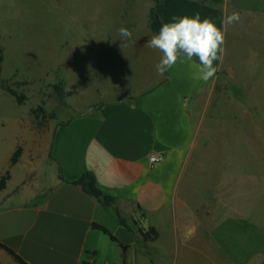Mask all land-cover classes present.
I'll return each instance as SVG.
<instances>
[{
	"label": "crops",
	"instance_id": "crops-1",
	"mask_svg": "<svg viewBox=\"0 0 264 264\" xmlns=\"http://www.w3.org/2000/svg\"><path fill=\"white\" fill-rule=\"evenodd\" d=\"M155 10L162 24L198 13L221 27L219 69L228 10L264 16V0H157ZM198 65V58H182L136 100L104 104L60 126L43 151L48 177L40 184L35 162H27L32 166L10 191L24 152L0 192L8 197L0 200V242L28 264H264V217L221 210V179L199 178L193 166L195 112L217 82V73L208 82L198 79ZM152 154L164 160L152 166ZM84 174L113 198L112 207L73 184ZM149 228L157 230V241L148 239ZM0 264L16 262L0 250Z\"/></svg>",
	"mask_w": 264,
	"mask_h": 264
},
{
	"label": "rangeland",
	"instance_id": "rangeland-1",
	"mask_svg": "<svg viewBox=\"0 0 264 264\" xmlns=\"http://www.w3.org/2000/svg\"><path fill=\"white\" fill-rule=\"evenodd\" d=\"M156 2L0 0V82L27 96L20 106L0 89V178L14 151L22 146L26 152L10 191L32 166L27 162H35L40 184L48 177L43 151L60 126L104 104L136 99L164 78L155 69L162 54L145 46L154 35ZM240 16L227 25L224 65L195 112L192 160L199 178L221 179V210L264 217V16ZM121 27L132 32L130 39L119 36ZM56 84L63 85L65 99Z\"/></svg>",
	"mask_w": 264,
	"mask_h": 264
},
{
	"label": "clouds",
	"instance_id": "clouds-1",
	"mask_svg": "<svg viewBox=\"0 0 264 264\" xmlns=\"http://www.w3.org/2000/svg\"><path fill=\"white\" fill-rule=\"evenodd\" d=\"M240 19V13L234 11L226 17L225 24L232 25ZM118 34L124 40L132 36L126 27H121ZM224 42L225 31L212 19H201L197 13L195 16L174 17L172 22L163 23L158 34L152 35L145 46L162 54L155 65L159 76H164L182 58L192 61L195 57L199 60L197 78L208 82L218 71L215 62L223 58Z\"/></svg>",
	"mask_w": 264,
	"mask_h": 264
},
{
	"label": "trees",
	"instance_id": "trees-1",
	"mask_svg": "<svg viewBox=\"0 0 264 264\" xmlns=\"http://www.w3.org/2000/svg\"><path fill=\"white\" fill-rule=\"evenodd\" d=\"M150 25L151 28L153 30L154 35L158 34L159 29L162 26V22L156 12L153 11L152 15H151V21H150ZM1 60V59H0ZM1 63V61H0ZM0 89H2L5 93H7L8 95L12 96L13 98H15L16 102L20 105V106H24L25 103L27 102V96L25 94H21L20 92H18L16 89H14L13 87L9 86L7 84V82H0ZM54 89L56 91V93L59 95V97L63 100L65 99L68 95L65 92V89L63 87L62 84H56L54 86ZM130 100H136L134 98H128V101ZM64 125V124H63ZM66 125V124H65ZM23 151L24 148L22 146H19L17 148V150L14 151L11 160H10V169L5 172L1 178H0V192H4L7 189L8 183L10 182V180L12 179V170L13 168L20 163L22 155H23ZM63 171L62 168L59 169V179L64 181L63 178ZM75 186H79L84 188V190H86L88 193H90L92 196L95 197L96 200H98L99 202H102L103 204H105L107 207H112L114 204V200L113 198H110L108 196H106L105 193H103L97 186L96 180L93 177L92 174H84L82 175L76 182L73 183ZM16 191L18 192L19 189ZM47 196H49V194H46L44 196H41L39 198V202L44 200ZM126 221L124 219H122V224H124L125 226H127V224L125 223ZM128 227V226H127ZM95 229L98 230H102L106 235L110 236L111 239L114 242H119V240L113 236L109 231L105 230V228L99 226V225H94ZM128 229L131 231V229L128 227ZM147 235H148V239L150 240V242H155L159 239V234L157 232L156 229L154 228H149L147 231ZM124 249V259L126 262V250L127 247H123ZM0 250L5 251L9 256H11L14 261L16 262V264H28V262L23 259L20 255H18L15 250H13L12 248L8 247L7 245L3 244L0 242Z\"/></svg>",
	"mask_w": 264,
	"mask_h": 264
},
{
	"label": "built area",
	"instance_id": "built-area-1",
	"mask_svg": "<svg viewBox=\"0 0 264 264\" xmlns=\"http://www.w3.org/2000/svg\"><path fill=\"white\" fill-rule=\"evenodd\" d=\"M149 160H150V163L152 164V166H156L164 160V156L158 155V154H154V155L152 154V155H150Z\"/></svg>",
	"mask_w": 264,
	"mask_h": 264
}]
</instances>
